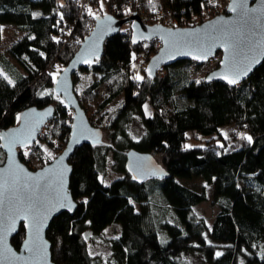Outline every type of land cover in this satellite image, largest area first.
Instances as JSON below:
<instances>
[{
  "label": "trees",
  "instance_id": "trees-1",
  "mask_svg": "<svg viewBox=\"0 0 264 264\" xmlns=\"http://www.w3.org/2000/svg\"><path fill=\"white\" fill-rule=\"evenodd\" d=\"M136 4L153 13L164 11L174 18L175 27L206 21V9L213 16L220 13L214 0H103V8L101 0H90L84 11L75 0H0V25L13 24L26 32L10 51L27 71L18 73L16 79L0 73V132L16 126L25 109L54 104V118L44 129L50 133L48 143L58 150L57 157L70 136L73 112L54 92L57 78L53 74L58 65L61 72L69 64L94 28L97 16L89 9L124 18L135 12ZM151 42L148 62L160 41ZM143 46L132 42L126 24L107 40L101 59L77 71L75 91L81 92L86 111V105L97 99L99 87L106 91L99 109L121 95L123 100L93 122L104 129L108 140L95 146L84 144L69 160L73 167L70 190L78 207L74 213H61L50 224L47 238L53 261L192 264L191 257L196 255L204 264H264V62L236 86L196 82L193 70L205 64L190 60L163 67L155 78L142 71L144 79L138 80L133 58ZM51 65L56 67L53 72ZM137 123L142 128L139 135L133 131ZM227 126L235 127L231 137L221 134ZM244 130L253 142L226 151ZM189 133L209 139L204 145L185 147ZM133 148L153 154L170 176L138 184L126 168L127 152ZM35 149L41 151L39 143ZM109 155L112 169L123 175L106 185ZM199 177L215 189L219 212L212 225L195 210L208 199L206 192L178 181ZM115 223L122 231L107 239L113 260L101 263L88 251L86 230L102 236ZM25 235L22 225L12 240L17 249Z\"/></svg>",
  "mask_w": 264,
  "mask_h": 264
},
{
  "label": "water",
  "instance_id": "water-1",
  "mask_svg": "<svg viewBox=\"0 0 264 264\" xmlns=\"http://www.w3.org/2000/svg\"><path fill=\"white\" fill-rule=\"evenodd\" d=\"M242 5H246V8L250 10L247 17L243 19L241 18L244 11ZM234 8L235 11H233ZM98 17L99 19H95L91 33L83 40L69 64L60 72L53 86L54 92L61 96L74 112L71 133L62 153L37 170L30 169L20 155L21 150L35 145L44 126L54 118V104L42 108L34 105L25 109L20 114L21 119L16 126L0 132L4 135V139H0V145L5 154V160L0 165V182L8 181L11 185L14 180L17 181V191L9 195V201L6 202L4 209H0V215L7 213L10 204L14 202L15 195L23 194L22 186L33 184L35 181L31 178L38 177H42L39 182L42 186L46 185V188L37 189L36 195L51 209L46 226L41 229L36 238L38 251H28L25 248V244L30 239L28 221L17 220L15 227L11 230L8 229L7 224L0 225V264H56L52 258V244L47 238V231L54 218L65 211L74 213L78 207V202L70 190L73 167L69 160L74 152L84 144L95 146L105 142L104 130L91 122L87 111L80 102L75 91L74 77L78 70L92 65L103 57L107 40L117 35L124 25L130 24L132 42L136 45L152 39L161 42L160 48L147 64L145 72L149 78H155L163 67L179 61L190 60L206 63L220 52L222 58L219 67L211 71L205 81L206 83L220 81L230 86H236L247 80L264 62V0H230L224 13L195 26L187 27L170 28L159 23L147 24L137 13L124 18H116L111 15ZM107 17H111V21L107 20ZM250 18L254 20V23H246V20ZM109 27L112 30H106ZM219 29L230 30V33H235L240 37L237 40L235 36H232L231 39L237 44L241 54H248V49L251 47L254 49L253 54L259 57V63L254 64L247 76L242 77L236 85H231L223 79L225 75H232L229 70L232 64V43L222 46L223 41L215 42L205 59L203 51L195 42L198 39L203 40L207 48L210 42L206 40V37L216 33ZM169 33H175L176 36L172 37ZM185 33H192V35H182ZM165 40L169 41V45L165 44ZM173 41H175L174 44ZM197 56L201 58L197 59ZM85 60H91L92 63H85ZM149 69H151V75ZM209 77L212 78L209 79ZM49 112L50 114L44 115ZM29 136H31V143L27 145L13 143L17 137L25 139ZM126 168L138 184H143L148 180H163L170 176L153 154L134 148L127 152ZM65 196L73 205L71 210L57 206L58 200ZM22 225L26 235L20 248L17 249L12 240L19 233Z\"/></svg>",
  "mask_w": 264,
  "mask_h": 264
},
{
  "label": "rangeland",
  "instance_id": "rangeland-1",
  "mask_svg": "<svg viewBox=\"0 0 264 264\" xmlns=\"http://www.w3.org/2000/svg\"><path fill=\"white\" fill-rule=\"evenodd\" d=\"M214 1H215V5H217L216 10H219L220 13H224V11L226 10V8L230 2V0H214ZM137 5L138 4H136L135 12H133L132 14L137 13ZM146 9H149V8L146 7ZM154 10H159V9H154ZM209 10L210 9L205 10V14L208 17V19L214 17L213 14L210 13ZM159 12H160V10H159ZM92 13H94L95 16L98 17V16L105 15L106 11H102V9H101L98 12L93 11ZM219 14H217V15H219ZM155 19H156V17H154V19L151 20L150 22H147V24H155ZM161 20L162 21L168 20V17L166 16V14H163ZM127 25L130 26V24H127ZM0 27L2 30V40L0 42V73L3 75L9 76L12 79H16L17 77H19L18 73L26 74L27 71L20 64V62L11 54L10 49H11V46L14 42H16L17 40L21 39L22 37H24L26 35V32L23 30H20L18 27H16L13 24H1ZM155 45L160 48L161 42H157ZM151 50L152 49L150 48L149 52H147L145 54L146 60L151 55ZM221 58H222V53L219 52L215 57L210 59L208 62L203 63L205 65L201 70H193V73H192L193 79L196 82L205 81L207 75L211 71H213L214 69L219 67V63L221 61ZM147 63H148V61H147ZM192 67H194V65ZM60 68H61V66L58 65L57 71L55 73L59 72V74H60ZM134 69H135V72L137 75L140 74L139 76H142L141 75L142 70L137 72L136 68H134ZM55 77L57 78L58 75H55ZM74 80H75V77H74ZM81 87H82V85L78 86V88H81ZM78 94L77 95L79 96V99H80L82 94H81V92H78ZM105 97H106V91H105L104 87H99L97 90V99L94 102L88 103L86 105L87 110H88L87 114H88L89 119L92 120L91 121L92 123L95 122L98 118L103 119V116L105 113L113 111L115 109V107H118L120 105V102L123 100V96L121 95L116 100H114L111 104L106 106L104 109H99V105L104 100ZM73 115H74V112H73ZM97 125H95V126H97ZM98 127H100V126H98ZM133 127H134V129H133L134 133L136 135H139V133L142 130L140 123L135 124ZM43 129L41 131L39 140L35 143V144H38V143L40 144L41 151H36L35 145L32 147H28V148L21 150V154L24 157V162H28V164H30V166H32L34 168L33 170H37V169L47 165L48 163H50L47 160L49 158H51L53 161L56 158L55 155L57 154V151H58V150L56 151L54 143H50V142L48 143V140L50 139V133L47 132L46 129H44V130ZM234 130H235L234 126L223 127L221 129V134L224 135V133H227V137H231L234 133ZM104 134H105L104 139H105V141H107L108 135L106 134L105 131H104ZM241 134H243V136ZM246 136H250V133L248 132V130H244L243 132H241L239 134L238 138L233 139V141L231 143H229V145L227 146L226 151H233L236 149L247 147L249 145V142L246 138H244ZM189 138L190 139H188L186 141V145H190L191 147L197 146V145H204V143H205L204 141H207V139H209V138L202 137L201 135H199L197 133H189ZM213 138H211V140ZM45 149L47 151H45ZM63 150H61L60 154L62 153ZM26 152H27V155H25ZM49 152L51 153V157L48 156ZM3 153L4 152L2 151V148L0 146V162H2V161L4 162L5 156ZM3 162H2V164H3ZM111 166H112V157H111V155H109L108 164H107V171H106V175H105V184L106 185H110L114 179L121 177L123 175L121 173L115 172ZM178 181L180 183L188 186V187H191V188L197 190V191H205L206 192L208 199L206 201L200 203L199 205H197L195 207V210L199 216L204 217L206 219V221L208 222L209 225H212L217 213L219 212V207L214 202V200H215V189H214L213 184H209L207 181H205L201 177L193 178V179L178 178ZM167 218L171 219L170 216H168ZM121 231H122V226L120 224H117V223L108 226L105 229L102 236H96L89 229L86 230L85 234H86L87 248H88L89 253L93 257H95V259L99 260L101 263H103V262L108 263L109 261H112L113 260L112 259V251L109 247L107 239L119 236ZM191 261H192V264H204L203 260L199 256H196V255L191 257Z\"/></svg>",
  "mask_w": 264,
  "mask_h": 264
},
{
  "label": "snow or ice",
  "instance_id": "snow-or-ice-1",
  "mask_svg": "<svg viewBox=\"0 0 264 264\" xmlns=\"http://www.w3.org/2000/svg\"><path fill=\"white\" fill-rule=\"evenodd\" d=\"M101 8H103V0H101ZM242 8L244 9L242 19L244 17H247L248 10L246 8V5H242ZM236 9L234 8L233 11ZM89 13L92 15H95L92 13V10L89 9ZM38 15V14H33ZM63 18L61 14V19ZM99 19V17H96ZM107 20L111 21V17H107ZM246 23H254L253 19L246 20ZM106 30H112L110 27ZM170 36L175 37V33H169ZM182 35L191 36L192 33H185ZM235 36L238 40L240 37L236 36L235 33H230V30H224L219 29L216 33L209 34L206 37V40L210 43L208 44L207 48L204 45L203 40L198 39L195 41L198 43L201 51H203L204 55L203 58H207V53L210 51V48L214 46L215 42L217 41H223V45H227L229 43H232V64L230 66V71L232 73L231 76L225 75L223 76V79L227 81V83L231 85H236L239 83L240 79L244 76H247V74L252 70V67L254 64L259 63V57L254 55V49L249 47L248 54H241L238 51V46L235 42L232 41L231 37ZM55 39V38H54ZM246 39V37H245ZM135 42V41H134ZM175 41H173V44ZM165 44L169 45V41L165 40ZM228 49L226 48V51ZM95 55V51L93 52ZM197 59H200V56L196 57ZM85 63H92L91 60H85ZM149 74L151 75V69L148 70ZM55 75H59V72L54 73ZM212 77H209L211 79ZM135 79L143 80V76H137ZM9 83H13L12 81H9ZM51 94V93H49ZM57 99H59V96H57ZM49 113H45L44 115H48ZM18 119H21V117H18ZM224 135L227 137V133H224ZM243 136V134H241ZM248 140L249 143L253 142V138L251 136L244 137ZM0 139H4V135L0 134ZM13 143H20L23 145H27L31 143V136L25 139L15 138L13 140ZM185 147H191L190 145H186ZM45 151H47L45 149ZM27 155V152L25 153ZM48 156L51 157V153H48ZM42 177L38 178H31L35 182L33 184H24L22 186V192L23 194L15 195L14 196V202L10 204V207L6 214L0 215V225L7 224L8 229L11 230L15 227L17 220H24L28 221V226L30 230V239L29 242L25 244V248L28 251H38V247L36 246V238L39 236V233L41 229L46 226V223L49 219L51 209L48 207V205L41 200L37 195L36 191L37 189H44L45 186H42L39 182V180ZM63 183V179L61 176V184ZM17 181L14 180L12 184L10 185L8 181L0 182V209H4L6 202L9 201V195L11 193H15L17 191L16 188ZM58 207H65L71 210L73 205L71 202L67 199V197H63L62 199L58 200L57 202ZM10 251V250H9ZM217 255H220V253H217Z\"/></svg>",
  "mask_w": 264,
  "mask_h": 264
},
{
  "label": "built area",
  "instance_id": "built-area-1",
  "mask_svg": "<svg viewBox=\"0 0 264 264\" xmlns=\"http://www.w3.org/2000/svg\"><path fill=\"white\" fill-rule=\"evenodd\" d=\"M56 1H60V0H56ZM79 7L81 8L82 11L86 10L88 8V6L90 5V0H75ZM140 7L137 8V14L143 19V21L150 22V20H153L154 17H156L155 19V23L158 22L159 24H163L167 27L173 28L175 27V20L174 18L170 17V15L166 14L164 11H160L157 13H153L148 11V9H146V6H143V4H139ZM163 14H166V16L168 17V20L166 21H162V16ZM144 46L142 48L141 51H138L133 58V66L136 68V71H146V67H147V60H146V56L145 54L147 52H149L152 42L150 41H146L143 42ZM50 72H53L56 67L54 65L50 66Z\"/></svg>",
  "mask_w": 264,
  "mask_h": 264
}]
</instances>
